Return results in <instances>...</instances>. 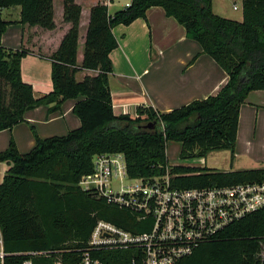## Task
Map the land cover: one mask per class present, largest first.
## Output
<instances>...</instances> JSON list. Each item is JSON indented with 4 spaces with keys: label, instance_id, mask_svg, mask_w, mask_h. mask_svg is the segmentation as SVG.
<instances>
[{
    "label": "trees",
    "instance_id": "trees-1",
    "mask_svg": "<svg viewBox=\"0 0 264 264\" xmlns=\"http://www.w3.org/2000/svg\"><path fill=\"white\" fill-rule=\"evenodd\" d=\"M17 6L19 24L54 29L52 0H0V9ZM152 7L175 19L228 80L217 94L166 113L138 107L134 118L116 116L108 86L109 55L117 47L112 29L144 19ZM241 11L242 20L234 21L216 15L212 0H130L110 15L105 5L97 4L90 10L83 59L77 65L81 7L63 0V19L71 26L49 57L52 90L40 98L20 75V61L31 52L0 43V131L22 122L29 110L49 106L53 113L67 100H77L72 113L80 121L63 136L42 139L35 134L27 153H19L12 140L0 152V162L8 166L0 184V236L6 255L1 264L26 259L32 264L57 259L71 264L88 250L98 220L132 230L126 221L133 218L127 212L79 188L80 180L92 172L94 155L123 154L133 178L165 174L168 142L180 143L182 160L223 150L233 159L240 107L250 92L264 90V0H242ZM9 24L0 18V39ZM82 71L94 74L77 81ZM169 176L171 184L182 189L253 184L264 182V167L224 172L171 165ZM261 245L264 207L229 224L176 264H259ZM33 252L46 255H27Z\"/></svg>",
    "mask_w": 264,
    "mask_h": 264
},
{
    "label": "crops",
    "instance_id": "crops-1",
    "mask_svg": "<svg viewBox=\"0 0 264 264\" xmlns=\"http://www.w3.org/2000/svg\"><path fill=\"white\" fill-rule=\"evenodd\" d=\"M52 2L55 24L52 30L19 24L18 6L0 9V18L11 23L1 36V45L8 49L23 48L31 52L20 61V75L22 81L32 87L35 98H40L52 90L49 57L57 50L71 26L63 19V0ZM74 2L81 7L76 54V63L81 65L91 8L103 4L112 15L124 8L130 0ZM241 3L242 0L240 10ZM233 6L237 9H232L237 11L239 7L235 4ZM212 10L214 12L213 0ZM112 33L117 47L109 55L112 72L108 76V86L112 110L116 116L134 118L138 107H151L155 111L166 113L192 101L217 94L228 80L225 71L211 57L202 54L200 45L188 39L185 29L175 19L167 17L160 7L148 9L144 19H136L127 26L116 25ZM93 74L82 71L76 74L75 79L80 81ZM76 102L77 100H67L53 113L48 112L49 106H40L25 112L22 122L0 131V152L12 140L18 152L24 154L34 147L35 134L44 139L63 136L77 129L80 121L72 113ZM263 127L264 90L253 91L248 94L239 110L233 159L231 160L228 150L211 152L217 156L228 157L222 159L225 160L222 165H227L222 171L264 167V155L256 153V145H262L259 140ZM241 158L243 162L240 161ZM221 163V160L213 162L216 166ZM7 168L6 163L0 162V184Z\"/></svg>",
    "mask_w": 264,
    "mask_h": 264
},
{
    "label": "built area",
    "instance_id": "built-area-1",
    "mask_svg": "<svg viewBox=\"0 0 264 264\" xmlns=\"http://www.w3.org/2000/svg\"><path fill=\"white\" fill-rule=\"evenodd\" d=\"M170 167L164 175L133 178L123 154L94 155L92 172L80 180L79 188L127 212L132 230L98 220L88 250L71 264H176L229 224L264 207V182L182 189L171 184ZM5 256L0 236V264ZM258 258L264 264V245ZM53 264L63 263L57 259Z\"/></svg>",
    "mask_w": 264,
    "mask_h": 264
},
{
    "label": "rangeland",
    "instance_id": "rangeland-1",
    "mask_svg": "<svg viewBox=\"0 0 264 264\" xmlns=\"http://www.w3.org/2000/svg\"><path fill=\"white\" fill-rule=\"evenodd\" d=\"M240 1L241 0H213V9H214V13L218 16H221L223 18L226 19H230V20H234V21H239L241 20V10H240ZM237 5L239 8L237 11H234L232 9L233 5ZM262 129V126H261ZM261 134V132H260ZM264 127H263V131L261 134V138L259 140V142H262V145H256L258 146V150H256V153H260L264 155ZM263 139V140H262ZM180 149H181V145L178 142H168L166 145V159L168 162V165H178V166H185V167H192V166H202V167H206L208 169L211 170H218V171H222L223 169L226 168L227 165H222L225 160L222 161L223 158L228 159V157H224V156H217L210 153L205 159L204 161H201L199 159H192V160H182L180 158ZM251 157V156H250ZM221 160V165L220 166H216L213 164V162L219 161ZM240 161L243 162L242 158L240 159ZM203 164V165H202ZM223 166V167H222ZM240 166H244V165H240ZM239 166V168H240ZM236 168V166H235ZM244 168V167H242Z\"/></svg>",
    "mask_w": 264,
    "mask_h": 264
}]
</instances>
